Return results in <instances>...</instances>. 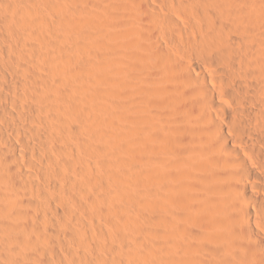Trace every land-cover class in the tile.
<instances>
[{"label":"bare ground","instance_id":"obj_1","mask_svg":"<svg viewBox=\"0 0 264 264\" xmlns=\"http://www.w3.org/2000/svg\"><path fill=\"white\" fill-rule=\"evenodd\" d=\"M0 264H264V0H0Z\"/></svg>","mask_w":264,"mask_h":264}]
</instances>
